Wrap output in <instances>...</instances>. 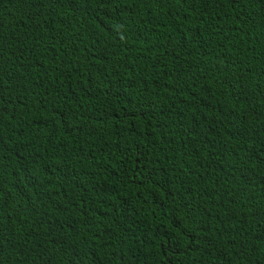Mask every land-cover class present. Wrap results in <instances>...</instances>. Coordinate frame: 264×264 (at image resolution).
I'll return each instance as SVG.
<instances>
[{
	"label": "trees",
	"instance_id": "16d2710c",
	"mask_svg": "<svg viewBox=\"0 0 264 264\" xmlns=\"http://www.w3.org/2000/svg\"><path fill=\"white\" fill-rule=\"evenodd\" d=\"M0 264H264V0H0Z\"/></svg>",
	"mask_w": 264,
	"mask_h": 264
}]
</instances>
